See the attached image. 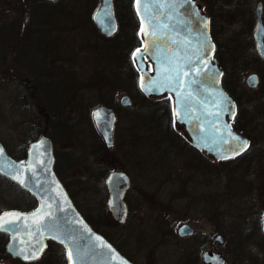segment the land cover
<instances>
[{"label": "rangeland", "instance_id": "rangeland-1", "mask_svg": "<svg viewBox=\"0 0 264 264\" xmlns=\"http://www.w3.org/2000/svg\"><path fill=\"white\" fill-rule=\"evenodd\" d=\"M259 1L199 0L214 16L216 56L240 99L239 123L252 136L242 156L211 159L191 148L173 116L158 118L146 108L163 98H143L127 72L135 70L131 54L141 39L126 0L121 26L109 37L93 24L101 0H0V140L20 157L39 136L51 138L55 170L76 206L136 264H205L206 250L221 253L226 264H264V64L253 39ZM254 72L260 82L251 88ZM125 95L131 106L121 105ZM101 105L119 117L111 149L92 120ZM113 171L131 178L125 220L108 204L105 179ZM219 173V185L218 177L204 176ZM35 206L0 177V211ZM184 223L195 235L178 236ZM217 233L224 242L213 244ZM5 253L0 235V261L22 264ZM29 264H65L63 250L51 244Z\"/></svg>", "mask_w": 264, "mask_h": 264}, {"label": "water", "instance_id": "water-1", "mask_svg": "<svg viewBox=\"0 0 264 264\" xmlns=\"http://www.w3.org/2000/svg\"><path fill=\"white\" fill-rule=\"evenodd\" d=\"M134 9L140 21L142 39L139 51L136 49L132 54L141 75L140 90L151 98L172 96V115L177 126L204 154L214 159H230L242 154L250 140L242 135L238 121L231 123L237 115V103L223 86V69L215 56L211 19L203 5L199 0H191V3L141 0L138 6L135 0ZM263 12L264 4L260 1L256 6L254 36L258 52L264 59ZM94 20L103 35H113L118 29L114 0H101ZM252 77L255 78L254 85L250 81ZM258 84V74L251 73L247 85L256 88ZM173 89H179V93ZM120 103L131 106L132 100L125 95ZM92 117L107 147L112 148L117 122L115 110L103 105L93 111ZM245 140L248 145L243 148L240 141ZM0 150V174L38 201L37 207L30 211L8 209L0 212V232L9 236L6 250L12 257L25 263L38 261L46 252L49 241H55L65 247L67 264H73V261L76 264H134L96 231L76 207L55 171L56 157L51 138L42 136L31 142L27 156L20 159L13 157L1 140ZM13 175L24 180V184L13 179ZM105 183L113 216L125 219L130 177L123 171H114ZM192 233L193 228L188 224L179 229L181 236ZM69 236L74 237L71 242ZM218 239L223 242V237ZM69 247L73 249V261L67 256ZM17 249H23V252H17ZM208 254L206 252L205 257Z\"/></svg>", "mask_w": 264, "mask_h": 264}, {"label": "trees", "instance_id": "trees-1", "mask_svg": "<svg viewBox=\"0 0 264 264\" xmlns=\"http://www.w3.org/2000/svg\"><path fill=\"white\" fill-rule=\"evenodd\" d=\"M125 1V0H124ZM124 1L123 0H114V4H115V10H116V15H117V18H118V21H119V27L121 26V18H122V16H121V11H123V9L126 7V5L124 4ZM121 3V4H120ZM126 3H127V6H129V9L131 10V20H132V18L133 19H136V21H137V24H139V22H138V18H137V16H136V14H135V12H134V9H133V0H126ZM210 18H211V31H212V36L215 34V19H214V16H213V14H210ZM139 30V26H137L136 27V30H135V35H137V31ZM12 31H15V29L14 28H11V26H10V28H9V31H8V33L9 34H13L12 33ZM135 44L136 43H138L139 42V40L138 39H136L135 41ZM259 59L262 61V63L264 64V60L263 59H261L260 57H259ZM128 62V61H127ZM132 68V67H131ZM133 69V68H132ZM127 72H130V74H131V82L134 84V86H136V89H137V92L141 95V96H143V98H146V96L145 95H143V93L140 91V89H139V86H138V79H137V76H138V71L136 70V68H135V70L133 69V70H127ZM225 78H226V75L224 74V76H223V85H224V87L226 88V90L230 93V95L237 101V103H238V106H239V104H240V99L237 97V95L235 94V92L227 85V83H226V80H225ZM145 101H148V100H145ZM157 107L156 108H153V107H149V106H147L146 108H149V112H152V113H154L155 111L156 112H158L159 113V117L158 118H164V117H166L165 119H167V120H171V118H172V114H171V99L168 97H166V98H163L162 100H160V101H157ZM191 148L192 149H195L194 147H192L191 146ZM23 156H25V152L23 153V155H21L20 157H23ZM18 157V156H17ZM85 216V215H84ZM86 217V216H85ZM86 219L92 224V226L96 229V230H98V231H101L99 228H97L94 224H93V222L90 220V219H88L87 217H86ZM0 235H1V233H0ZM2 236V235H1ZM108 238V237H107ZM51 244H55V245H57V246H59L60 248H62V246L61 245H58L57 243H55V242H50V245ZM50 247V246H49ZM62 250H63V248H62ZM6 252V251H5ZM6 254V256H8V254L7 253H5ZM8 258H10L9 256H8ZM19 263H21V262H19ZM64 263L66 264V260H65V257H64Z\"/></svg>", "mask_w": 264, "mask_h": 264}, {"label": "flooded vegetation", "instance_id": "flooded-vegetation-1", "mask_svg": "<svg viewBox=\"0 0 264 264\" xmlns=\"http://www.w3.org/2000/svg\"><path fill=\"white\" fill-rule=\"evenodd\" d=\"M95 14V13H94ZM94 14H93V17H92V19H93V24H96L95 22H94ZM97 26V25H96ZM98 27V26H97ZM99 29V28H98ZM100 31V30H99ZM101 33V32H100ZM102 34V33H101ZM103 35V34H102ZM253 39H254V43H255V48H256V51H258L257 50V45H256V40H255V37L253 36ZM24 81H26L25 79H24ZM27 82V81H26ZM115 112H116V114H117V122H116V126H117V123H118V121H119V117H118V113H117V111L115 110ZM236 120H238V116L236 117ZM178 129H180V130H182L183 131V129L182 128H178ZM243 129V128H242ZM115 132H116V127H115V131H114V144H113V147H114V145H115ZM183 133H184V131H183ZM98 134H99V136H100V138H101V140H102V142L104 143V145L107 147V144H106V142H105V140H104V138L101 136V134L98 132ZM242 134L243 135H245V136H247L248 138H249V140H250V147H251V145L253 144V141H252V136L250 135V134H248V133H246L245 132V130L243 129V131H242ZM184 135H185V133H184ZM42 136H44V135H41V136H39V138L40 137H42ZM185 137H186V139L188 140V138H187V136L185 135ZM189 141V140H188ZM112 147V148H113ZM108 148V147H107ZM109 149H111V148H109ZM250 149V148H249ZM248 149V150H249ZM247 150V151H248ZM246 151V152H247ZM246 152H244L243 154H245ZM27 154V149H26V151H25V155ZM243 154H241L240 156H242ZM240 156H237V158L238 157H240ZM210 158V157H209ZM212 159V158H211ZM234 159H236V157L235 158H233V159H229V161L230 160H234ZM214 160H216V161H226V160H217V159H214ZM228 161V160H227ZM200 165H201V163H200ZM171 172H172V170H171ZM172 174L174 175L175 173H173L172 172ZM219 175V176H218ZM206 178L208 177V178H212L213 176H214V178L216 179L217 177H218V181H216V182H214L215 184H217V185H219V184H221V176H222V174L221 173H219V174H215V175H204ZM0 177H2V176H0ZM174 176H172V177H170L171 179L173 178ZM4 180H6L8 183H11V184H13L15 187H16V189L17 190H19V191H21L22 192V194H24L25 195V190H23V189H21L19 186H17L15 183H13L12 181H10V180H8V179H6V178H4V177H2ZM178 180L177 181H180V182H182L183 183V189H185L186 190V180L185 179H182V178H180V177H178L177 178ZM183 192L185 193V191L183 190ZM190 192H192V191H190ZM25 210V209H24ZM185 224H187V223H184V224H182L181 226H183V225H185ZM180 226V227H181ZM180 227L178 228V236L180 237V238H187V237H192L193 235H195V230L193 229V233L192 234H189V235H184V236H181L180 234H179V229H180ZM263 230H264V219H263ZM1 235L4 237V239H5V245H6V243H7V241H8V235H6V234H3V233H1ZM219 236H221V237H223V235L221 234V233H217L216 235H215V237L213 238V240H212V243L213 244H215L217 241H219L220 243H223L224 242V237H223V242H221L219 239H218V237ZM206 252H208L209 254H208V257H205V253ZM248 257H252L251 255H249ZM127 258H129V257H127ZM130 259V258H129ZM131 260V259H130ZM132 261V260H131ZM202 261H203V263H205V264H226V259L221 255V253H218L217 251H215V250H210V251H208V250H206L203 254H202ZM132 262H134V261H132ZM135 263V262H134ZM136 264V263H135Z\"/></svg>", "mask_w": 264, "mask_h": 264}, {"label": "snow or ice", "instance_id": "snow-or-ice-1", "mask_svg": "<svg viewBox=\"0 0 264 264\" xmlns=\"http://www.w3.org/2000/svg\"><path fill=\"white\" fill-rule=\"evenodd\" d=\"M185 2H186V3H191V0H185ZM140 3H141V0H136V4H137L138 6L140 5ZM181 6H183V5H181ZM137 11L139 12V7L137 8ZM194 14H195V15H198V12H194ZM141 19L143 20V17H141ZM204 24H205V26L207 25V21H206V20H204ZM142 31H143V29H142ZM147 34H148V33H146V35H147ZM212 47H214V46H212ZM137 51H139V49H137ZM250 81H251V82L253 83V85H254V83H255V78H254V77L250 78ZM173 90H174V91H177V93H179V89H173ZM222 99H223V98H222ZM177 103H179V100L177 101ZM225 103H229V102L225 100ZM234 139H238V138L234 137ZM240 145H241L243 148H246L247 145H248V142H247L246 140H245V141H240ZM0 151H2V150H0ZM236 154H238V152H237ZM222 158H227V157H222ZM5 174H10V173H5ZM13 179H17L18 182H19L20 184H22V185L24 184V180L20 179L19 176H17V175H13ZM53 238H56V237H53ZM68 239H69V241L71 242V241L74 239V237L69 236ZM61 242L63 243V240H61ZM41 250H42V249H41ZM17 252H23V249H17ZM35 254H36V253L33 252V255H35ZM67 256H68V259H69L70 261H73V249H72L71 247L68 248ZM27 258H28V257L25 256V259H27ZM73 264H76V262L73 261Z\"/></svg>", "mask_w": 264, "mask_h": 264}]
</instances>
